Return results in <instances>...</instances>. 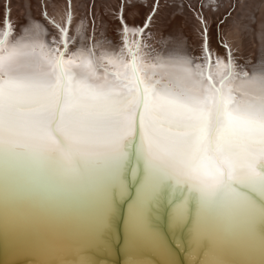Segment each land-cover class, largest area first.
Listing matches in <instances>:
<instances>
[{
	"label": "snow or ice",
	"instance_id": "obj_1",
	"mask_svg": "<svg viewBox=\"0 0 264 264\" xmlns=\"http://www.w3.org/2000/svg\"><path fill=\"white\" fill-rule=\"evenodd\" d=\"M52 23V43L0 32V222L103 246L126 207L162 264H264V68L98 53Z\"/></svg>",
	"mask_w": 264,
	"mask_h": 264
},
{
	"label": "bare ground",
	"instance_id": "obj_2",
	"mask_svg": "<svg viewBox=\"0 0 264 264\" xmlns=\"http://www.w3.org/2000/svg\"><path fill=\"white\" fill-rule=\"evenodd\" d=\"M156 3L159 5L158 13L152 21H158L165 16L160 15L164 8L150 0H94L91 9L88 8L91 3L86 0H20V4L16 0H0V32L4 30L5 21H8L13 31L10 42L23 37L25 42L36 39L52 43L59 36L51 30V24L54 25L52 21H55L69 27V36L75 35L77 42L83 40L88 47L96 46L98 53H115L120 49L127 51L126 44L133 49L137 41L145 45L146 40L144 37L141 40V36L146 35L148 30L143 32L142 27L147 24ZM179 3V7H171L178 12L172 25L156 43L157 50L143 49L145 53L153 55L147 57L149 62H155L157 57H183L193 64L203 65L204 57L210 55L212 63L217 58L227 63L232 59V54V57H236L232 63L237 65V73L251 76L264 68V0H179ZM15 5H20L26 11L23 22H18L20 17L15 15ZM234 7V12L228 15ZM3 9L9 13L5 15ZM106 9L110 15L105 14ZM35 11L44 17L49 13L53 20L41 21L34 14ZM123 11L124 14L121 13ZM114 12H118V16L123 14L121 19H124L118 18V21ZM85 13L89 16L83 17ZM69 14L70 25L67 23ZM216 18H219L216 23L212 22ZM208 22L213 26L212 32L204 36L203 32L206 31L203 28ZM38 24L42 26L39 30L36 29ZM34 31L38 33L35 37ZM141 31L144 34L141 35ZM122 33L125 37L122 41L126 44L117 48L115 43L119 40L118 34ZM52 35L56 37L48 39ZM193 38L198 40L194 44L195 49L189 45ZM69 47L71 50L75 45ZM126 215L125 207L114 221L103 246L88 244L80 233L46 226L14 228L0 222V264H74L76 259L85 257L91 264H131L134 259L138 264H162V257L156 253L134 251L130 247L125 229ZM165 226L162 220L161 227ZM187 262V254H183L181 264Z\"/></svg>",
	"mask_w": 264,
	"mask_h": 264
},
{
	"label": "rangeland",
	"instance_id": "obj_3",
	"mask_svg": "<svg viewBox=\"0 0 264 264\" xmlns=\"http://www.w3.org/2000/svg\"><path fill=\"white\" fill-rule=\"evenodd\" d=\"M17 1V3H19L20 4V0H16ZM87 1V3L89 2V3H91V5H89L88 6V8H90V7H92V6H94L93 5V2H94V0H86ZM122 1H124V0H122ZM150 1H156V2H158L160 5H162V8H164V10H161L160 11V15L162 16V15H165L164 16V18H162L161 20H155V21H152V19L155 17V15L158 13V8H159V5L156 3V7H155V9H153V11H152V13L149 15V19H148V22H147V24H145L142 28H143V32H146L147 30H148V32L146 33V35L144 36H141V40H142V37H144L145 38V45H146V49H148L149 51H155V50H157V47H156V43L158 42V40L160 39V37H162V34L164 33V31H166V30H168L169 29V27L172 25V22H173V19H174V16L176 15V12H178V11H175L174 9H172L173 7H175V6H177V7H179L180 6V3H179V0H150ZM191 1V0H190ZM202 1V0H201ZM110 2V1H109ZM203 5V3H201V6ZM172 7V8H171ZM14 8H15V15H16V17H20V19L18 20V22H23V20H24V18L26 17V11L20 6V5H15L14 6ZM91 9V8H90ZM234 10H235V7L234 8H231V10H230V14H228V15H231L233 12H234ZM3 11H4V13H5V15L7 14V12H8V10H4L3 9ZM168 11V12H167ZM202 11V10H201ZM104 12H105V14H109L110 15V11L108 10V9H106V10H104ZM9 13V12H8ZM121 13H123L124 14V11L123 12H121ZM37 17H38V19H40L41 21H44V20H49L50 18H51V15L48 13L47 14V16L46 17H44L43 16V14L42 13H37L36 11H35V13H34ZM88 13H85V15L83 16V17H88L89 15H87ZM114 14H115V17H116V19L118 20V18H120L121 19V16L123 15V14H120L119 16H118V12H114ZM45 15V14H44ZM227 15V16H228ZM107 16V15H106ZM109 17V16H108ZM168 17V18H167ZM52 19V18H51ZM124 18H122L121 20H123ZM203 19H205L206 20V18H203ZM219 18H216L214 21H212V22H215L216 23V21L218 20ZM53 20V19H52ZM112 21V20H111ZM119 21V20H118ZM122 23H125V21H122ZM224 23V22H223ZM48 24H51V23H49L48 22ZM47 24V25H48ZM213 27V26H212ZM212 27H211V25H209V22L206 24V28L204 27L203 29L205 30L206 29V32H203V34H204V36H207V33L209 32V34L212 32ZM69 28V27H68ZM201 28V27H200ZM51 30L53 31V32H55V35L56 34H58L59 35V33L57 32L58 31V29H56L55 27H54V25H52L51 24ZM69 31H70V29H69ZM70 34V33H69ZM52 35V37H49L48 39H53L54 37H56V36H58V35ZM123 33L122 34H118V37H119V40H116V43H115V45L117 46V48L118 47H123L126 43L124 42V41H122L123 39H125V37H123ZM126 38H128V37H126ZM89 41V39L87 40V42ZM92 41V40H91ZM198 42V40L197 39H195V38H193V39H191L190 40V42H189V45H190V47H192L193 49H195V46H194V44H195V42ZM86 42V43H87ZM149 42V43H148ZM194 42V43H193ZM90 43V42H89ZM72 45V44H71ZM70 45V46H71ZM224 49V48H223ZM153 56V55H152ZM151 55L149 56V57H152ZM233 55L231 54V56H230V59H231V61L232 60H234L235 58L234 57H232ZM234 58V59H233ZM238 58V57H237ZM235 65V67H237V65L236 64H234Z\"/></svg>",
	"mask_w": 264,
	"mask_h": 264
}]
</instances>
